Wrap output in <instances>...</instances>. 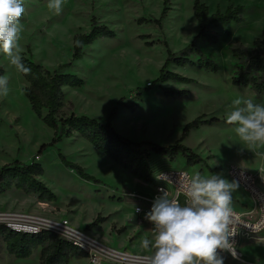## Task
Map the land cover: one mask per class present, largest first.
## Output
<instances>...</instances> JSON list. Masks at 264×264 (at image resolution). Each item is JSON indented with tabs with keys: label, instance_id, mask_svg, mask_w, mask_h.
Wrapping results in <instances>:
<instances>
[{
	"label": "rangeland",
	"instance_id": "rangeland-1",
	"mask_svg": "<svg viewBox=\"0 0 264 264\" xmlns=\"http://www.w3.org/2000/svg\"><path fill=\"white\" fill-rule=\"evenodd\" d=\"M201 1L211 13L218 9L225 11L231 5L243 6L245 21L217 31L216 45L195 42L205 58L218 66L217 71L174 63L168 67L169 72L193 83L157 82L169 51L181 54L200 31L193 0H170L163 19L164 0H64L59 15L47 7L48 0H24L18 45L21 56L26 55L54 72L71 62L75 36L90 33L94 20L99 26L115 31V39H101L86 47L84 58L62 71L79 76L86 84L66 89L61 116L75 114L105 122L116 110L113 125L119 134L134 142L161 146L175 145L185 127L200 117L216 119L213 125L193 129L183 142L203 163L189 166L181 155L170 161L155 154L150 163L156 171L185 170L191 176L199 173L204 177L218 174L235 181L238 188L232 192V208L243 212L253 207V198L229 175V170L236 167L255 176L256 187L264 194V143L242 141L234 131L235 126L226 123V116L236 98L264 102L250 88L233 84L240 62L233 57L232 50L242 45L252 51L253 42L262 36L264 0ZM155 20H161L160 24ZM190 58L196 61L198 56ZM0 68L8 80L7 95H0V169L16 161L36 162L44 169L41 180L57 196L55 202H42L37 196L13 190L0 198V213L66 219L73 228L89 232L107 247L124 254L150 256L151 252L141 248L140 242L152 238L153 225L147 219L141 223L142 218L126 194L152 193L154 185L144 188L122 166L81 137L54 142V131L33 113L24 95L28 84L2 52ZM172 90L188 93H164ZM61 155L90 179L67 167ZM98 218L105 222L95 230H88L87 226ZM263 235L259 241L241 242L244 263L221 255L224 264H264ZM40 252H34L28 259H18L7 253L1 240L0 264H41ZM88 263V258L78 257L70 264Z\"/></svg>",
	"mask_w": 264,
	"mask_h": 264
},
{
	"label": "trees",
	"instance_id": "trees-1",
	"mask_svg": "<svg viewBox=\"0 0 264 264\" xmlns=\"http://www.w3.org/2000/svg\"><path fill=\"white\" fill-rule=\"evenodd\" d=\"M169 1L164 0L161 19L168 11ZM193 13L200 31L195 40L181 54L178 55L169 51L168 60L161 70L158 83H166L170 80L180 83H193L191 79L169 72L168 67L173 63L180 67L212 68L213 71H217L218 66L212 60L205 58L195 42L202 41L216 45L219 40L217 31L234 23L242 24L245 21V7L240 5H231L225 11L218 9L211 13L207 4L201 0H193ZM142 21L145 20L140 22ZM155 22L160 24L161 20H155ZM116 37L115 31L107 26H99L94 20L93 29L90 33L75 36L71 62L60 66L54 72L44 69L42 65L23 55L22 62L30 69V72L24 74L19 71V73L28 84L24 90V95L29 101L33 113L54 131V142L78 134L113 162L122 166L133 177L144 183L151 184L154 182L155 174L150 164V159L154 154L164 156L170 161H175L181 155L186 159L189 166L203 163L200 156L185 146L183 142L189 137L193 129H198L204 125H213L216 119L208 120L205 117H200L185 127L182 138L175 145L161 146L152 142H134L119 134L113 125L116 110L105 122L75 114L68 117L61 116V111L66 102V89H78L86 84L79 76L62 71L71 68L73 62L82 60L85 56L86 47L94 45L101 39H115ZM28 52L30 53V50ZM192 55H197L198 59L192 60L190 58ZM232 55L240 62L232 79L233 84L238 87L250 88L264 102V31L262 36L253 42L252 51L238 45L232 50ZM4 74L5 71L0 68V76ZM164 93L166 95H185L188 92L172 90ZM61 157L67 167L76 169L83 177L90 179L80 167L67 162L63 155ZM43 175V167L36 162L25 164L16 161L3 166L0 169V197L16 190L26 196H37L42 202H55L57 196L41 180ZM103 222L105 219L98 218L94 223L89 224L87 229L95 230ZM1 240L6 244L7 253L18 259H28L34 252L40 250L41 264H70L78 257L88 258L86 252L51 231H43L34 235L22 234L0 225Z\"/></svg>",
	"mask_w": 264,
	"mask_h": 264
},
{
	"label": "clouds",
	"instance_id": "clouds-1",
	"mask_svg": "<svg viewBox=\"0 0 264 264\" xmlns=\"http://www.w3.org/2000/svg\"><path fill=\"white\" fill-rule=\"evenodd\" d=\"M64 0H48L47 7L57 15ZM24 0H0V52L24 74L30 69L22 62L18 45L20 22L24 16ZM8 80L0 76V95H7ZM226 123L234 125L236 135L247 143H264V104L252 99L236 98ZM186 202L169 199L161 190L145 218L153 225L152 238H143L141 248L151 252L149 264H224L220 252L238 259L233 239L235 213L232 192L238 188L218 174L208 177L199 173L181 177Z\"/></svg>",
	"mask_w": 264,
	"mask_h": 264
},
{
	"label": "built area",
	"instance_id": "built-area-1",
	"mask_svg": "<svg viewBox=\"0 0 264 264\" xmlns=\"http://www.w3.org/2000/svg\"><path fill=\"white\" fill-rule=\"evenodd\" d=\"M229 175L239 182L245 190L251 193L254 205L243 212L234 211L235 218L233 227L236 235L233 239L238 259H233L231 254L220 252V255H227L232 261L244 263V256L240 251L242 241H259L264 234V194L256 187L257 178L245 173L236 167H231ZM190 177L188 171H162L154 175V192L150 195L131 192L126 198L135 205L136 214L142 218L150 211L154 199L161 194V190L167 191L169 199H176L183 206L186 196L181 188V177ZM144 216V217H143ZM0 225L22 234H39L43 231H51L61 238H64L88 254V264H149V256H137L124 254L115 249L107 247L89 232L80 231L72 227L66 220H51L24 213L6 212L0 213Z\"/></svg>",
	"mask_w": 264,
	"mask_h": 264
},
{
	"label": "crops",
	"instance_id": "crops-1",
	"mask_svg": "<svg viewBox=\"0 0 264 264\" xmlns=\"http://www.w3.org/2000/svg\"><path fill=\"white\" fill-rule=\"evenodd\" d=\"M73 138H80V136L78 135V134H75L74 136H73ZM152 159V158H151ZM151 164V163H150ZM151 167H152V170L154 171V174H156V173H159V172H162V171H164V169L163 168H159L157 171L154 169V167L152 166V164H151ZM168 171V170H167ZM170 171H173V170H170ZM136 181L139 183V184H141L144 188H147L149 185H151V184H153V183H151V184H148V183H144L143 181H141V180H139V179H136ZM154 185V184H153ZM154 192V189H153V191H152V193ZM138 193V192H137ZM151 192H149L148 194L147 193H142V194H146V195H150V194H152ZM1 198V197H0ZM264 236V235H263Z\"/></svg>",
	"mask_w": 264,
	"mask_h": 264
}]
</instances>
